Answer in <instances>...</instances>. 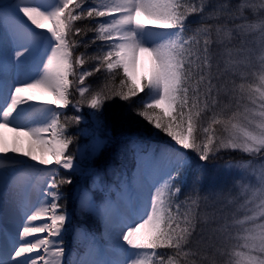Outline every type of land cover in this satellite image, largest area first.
Listing matches in <instances>:
<instances>
[{"label": "snow or ice", "instance_id": "obj_1", "mask_svg": "<svg viewBox=\"0 0 264 264\" xmlns=\"http://www.w3.org/2000/svg\"><path fill=\"white\" fill-rule=\"evenodd\" d=\"M0 22L15 55L14 78L0 75V214L19 221H0V235L11 232L0 264H264V0H0ZM114 98L117 123L168 141L138 155L124 210L99 213L115 258L86 237L84 256L65 261L61 186L79 171L69 128L84 117L63 110H91L96 153L112 137ZM222 151L251 159L226 162L231 184L204 190ZM189 153L202 163L185 194ZM80 207L92 211L91 200Z\"/></svg>", "mask_w": 264, "mask_h": 264}, {"label": "rangeland", "instance_id": "obj_2", "mask_svg": "<svg viewBox=\"0 0 264 264\" xmlns=\"http://www.w3.org/2000/svg\"><path fill=\"white\" fill-rule=\"evenodd\" d=\"M189 24L191 26V23ZM70 110L73 109L68 108L63 111H65L66 114L69 113L71 115ZM85 113H87V116H83L84 119L79 125L73 124L69 128V132L71 134L75 135L74 133H76V136H78V129H82V126H84L85 128L86 125L90 126V128H88L84 134L86 135L87 140L85 149H82V147L75 144L74 147H72V145L70 146V150L76 152L77 148H79V154L82 150L86 151L87 153L85 154V156H88L89 160L97 152H102L103 148L101 150H98L96 153H92L93 138L95 135L93 118L89 116L88 112ZM75 114L83 115V111H81V113L75 112ZM101 134L103 135V132H101L100 135ZM131 137L132 142L129 144V148L134 152V163H122L119 166V170H122V172H119V174L121 173L120 177L113 179L112 182H108V185L105 187L102 186L104 184V177L100 176V171L97 170H103L104 175L106 177H110V174L112 173V169H110V166L108 165L104 167V169L102 167H98L97 170L93 168H81L79 158L84 155L77 154L78 159H76V163L79 171L72 173L73 183L66 187V196L71 199L73 204H75L74 212L76 213V215H79V217L86 221V223L74 229L70 237L68 238V244L65 247V261H72L78 256H84L87 248V242L85 239L86 237L89 240L94 238L105 250V252L108 253L104 256L99 257L100 259L115 258L110 254L111 244L105 238V218L99 213L104 212L106 215H111L112 218L115 219V214L124 210V204L121 200V192L129 186L133 185L138 179V175L141 171L139 167L138 155L148 156L150 153L155 152V149L157 152L168 141V138H159V140L161 139L162 142L160 141L158 143L154 140L156 138V135H150L148 138H143V141L141 142H138L140 138L136 134H132ZM119 140V135L116 131L113 130L112 137L109 141L113 142L114 146L117 148L116 154L119 153L121 148ZM189 156L194 163H192V171L196 170L197 165L201 164L202 162L195 159L196 156L192 157L190 153ZM248 159H251V157L239 151H222L215 160L208 162L207 166L205 167L203 173V189L207 190L210 186L220 187L230 185L232 182V175H236V173L227 174L224 169L225 163L228 161L235 162ZM61 172L65 173L66 176L69 175V173L65 172L62 169ZM85 175H87V177H85ZM82 198L91 200L92 211H81L80 202ZM95 201L97 204L95 203ZM229 210H231V206ZM71 211L73 212V209ZM67 215L70 219H72L71 213H67Z\"/></svg>", "mask_w": 264, "mask_h": 264}, {"label": "trees", "instance_id": "obj_3", "mask_svg": "<svg viewBox=\"0 0 264 264\" xmlns=\"http://www.w3.org/2000/svg\"><path fill=\"white\" fill-rule=\"evenodd\" d=\"M189 23H191L190 27H196L197 23H198V17H196V16L190 17ZM91 35L92 34L89 33V36H91ZM79 51H83V49H80ZM88 51L91 54L94 51V49H89ZM88 82L90 84H92L94 88L102 85L104 82L103 73L97 74L96 76L89 78ZM115 84L116 85L119 84V77L116 78ZM76 98H78V94H75L73 97V99H76ZM123 103L124 102L120 101L118 98H114L112 101H108L105 104V115L108 118L109 123L112 126V131L113 130L116 131L117 134L119 135V138H120L119 143L121 144V148H120L119 153L116 154L117 148L114 146L113 142H110V141L103 147L102 152H97L89 160H88L89 157L85 156V154L87 152L84 150L80 151V154H83L84 156L80 157L79 161H80V163H82V165L84 167H86V169L87 168H93V169L97 170L98 167H102L104 169V167H106L108 165L110 166V169H112V173L110 174V177H106L104 175L103 170H97V171H100V176L104 177V184L102 185L103 187L107 186L108 185L107 183L112 182L113 179L120 177L121 173L119 174V172H122V170L121 171L119 170V166L122 163H128V162L131 164L134 163V161H135V159L133 158L134 152L131 151V149L129 148V144L132 142L131 135L136 134L140 138V140H138V142L143 141L142 140L143 138H148L150 135H155L154 132L152 134H149L148 132L144 131L143 125H138V124L128 125V124L117 123L116 114L121 111V106L123 105ZM69 108H71V107H69ZM70 111H71V115L72 114L76 115L74 110H70ZM82 111H83V116H87V113H85V112H88V113L91 112V110L89 108H87L86 106L83 107ZM67 114L70 115L69 113H67ZM125 126H127L128 128ZM88 128H90L89 125H86V128L84 126H82V129L87 130ZM149 128H150V126H149ZM115 129H117V130H115ZM74 134L76 135V133H74ZM156 138L154 140L159 143L161 141V139H165L167 137H164L163 134H161L160 136H156ZM159 138H161V139L159 140ZM85 140H86V135H83V137L78 135L77 140H76V142H74L72 147H74L76 144L77 146L82 147V149H85V144L87 142V140L86 141ZM155 152H156V149H155ZM80 154H78V155H80ZM190 155L192 157L196 156L195 153H190ZM76 159H78L77 156H76ZM195 159L198 160L197 157ZM194 175H195V170L191 171L187 177V181H188L187 186L183 190V192L185 194L192 190V178ZM61 176H66V174L61 172ZM85 177H87V175H85ZM67 186H68V184L61 186V191L65 195V199L63 201H61V203H62L65 211L71 212L72 219L67 223L66 231L64 232V235H63L65 246H67V244H68L67 241L69 240L68 238L70 237L72 231L86 223V221L81 219L79 217V215H76V213L74 212L75 204H73L71 199L66 196V193H67L66 187ZM181 198H183V197H181ZM95 203H96V201H95ZM70 209L71 210L73 209V212ZM158 251L161 254H165L169 250L159 249Z\"/></svg>", "mask_w": 264, "mask_h": 264}, {"label": "bare ground", "instance_id": "obj_4", "mask_svg": "<svg viewBox=\"0 0 264 264\" xmlns=\"http://www.w3.org/2000/svg\"><path fill=\"white\" fill-rule=\"evenodd\" d=\"M3 2L11 3L13 2V0H3ZM6 27H7L6 23L0 22V75H6L9 79H11L14 78L15 76V70L12 68V65L11 63H9V60L11 59L12 61H14L15 55H14V50H12L13 45L11 39L5 30ZM44 99H51V97L45 94ZM6 136L8 138L9 143H11V133H7ZM3 196H4V204L5 205L10 204L11 192L5 189ZM0 221L6 223L9 226V228L13 230H15V226L19 223V221L13 217V215L11 214V212L7 207L5 208L3 213L0 214ZM37 223L40 222L38 221ZM10 236H11V232L5 233L4 235H0V255H3L4 252L6 251L8 245L7 237Z\"/></svg>", "mask_w": 264, "mask_h": 264}]
</instances>
